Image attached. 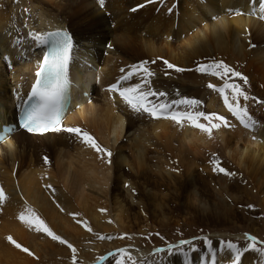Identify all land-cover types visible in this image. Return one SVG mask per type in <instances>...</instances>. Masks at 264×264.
<instances>
[{"label":"bare ground","instance_id":"bare-ground-1","mask_svg":"<svg viewBox=\"0 0 264 264\" xmlns=\"http://www.w3.org/2000/svg\"><path fill=\"white\" fill-rule=\"evenodd\" d=\"M86 1L87 11L75 0H0V128L16 120L17 104L27 95L44 54L43 45L28 41L29 32L23 26L31 25L36 33L68 30L73 42L68 66L72 102L61 129L78 127L102 148L115 152L106 162L108 157L66 131L42 135L16 131L0 144V188L7 197L0 204V264H73L67 244L21 223L18 215L26 208L72 244L76 264H115L118 257L109 254L122 248L137 264H212L207 248L191 250L195 243L183 252L158 254L156 260V252L136 244L123 246L111 234L164 227L180 216L191 224H245L254 233L259 230L242 209L258 203L264 211V107L259 104L258 112L249 110L258 124L246 130L224 107L218 92L211 89L202 96L198 86L181 92L177 86L194 79L179 82L175 70L156 59L186 68L220 60L245 75L255 74L257 78L251 79L260 81L257 91L264 98V19L259 9L264 0H104L103 6L98 0ZM20 38L25 42L15 50ZM20 51L21 64L6 66L4 59L11 64L13 53ZM145 61L151 63L149 69L168 73L167 78L159 74L149 78L145 90L165 93L149 97L151 104L198 100L197 109L222 115L231 126L213 130L209 138L187 122L179 126L136 113L118 92L106 90L113 83L120 87L142 83L133 77L121 82V76ZM88 64L100 67L99 77ZM84 93L90 94L91 102ZM214 158L234 175L213 172ZM43 185L52 188L43 189ZM136 210L142 215L134 214ZM142 224L144 228L139 227ZM8 237L33 255L17 249ZM222 240L227 242L211 240L216 264H229L226 250L220 247ZM251 253L241 257V264H264V258Z\"/></svg>","mask_w":264,"mask_h":264},{"label":"snow or ice","instance_id":"snow-or-ice-1","mask_svg":"<svg viewBox=\"0 0 264 264\" xmlns=\"http://www.w3.org/2000/svg\"><path fill=\"white\" fill-rule=\"evenodd\" d=\"M154 0H149V3ZM98 3L103 6L104 0H98ZM261 19H264V2L259 5ZM136 11V9H132ZM28 36L35 42L37 46L46 45L47 51L43 54L42 61L38 64L37 71L35 72V82L31 85V90L28 93V98L24 102L29 104V107L24 109L23 123L21 127L26 129L30 133L44 134L48 131H66L70 134H75L80 138L81 142L95 150L97 153H102L103 156L110 158L112 153L107 149L102 148L95 139L86 131H82L78 127H68L61 129L59 127V109L64 94L69 86L68 80V66L72 58L73 42L72 37L67 31L57 30L46 33H33L29 32ZM20 43V41H17ZM148 62L145 61L141 64H134L131 66V70L127 75L121 77V82L131 79L134 75L142 73V83L136 84L134 87H120V84H113L109 88V91L118 92L123 102L136 113H147L153 119H165L174 122L179 126H183L185 122L189 126L198 129L199 131L207 134L209 138L212 136L213 130H219L221 127L229 128L231 125L229 121L222 115L215 113L206 115L201 111H193V109L199 106L198 100L193 99H173L171 103H158L151 104L149 97L159 96L164 97V92H154L151 90H145V86L149 84V78L154 74L145 65ZM164 64L168 69H174L176 72H183L185 69L174 66L167 60ZM196 72L207 74L212 77L223 81L222 87H216L209 83L208 88L218 92L223 99L224 107L234 117L239 124L246 130H252L257 127L258 122L249 114L247 107L241 105V99L246 103L249 100L248 94L242 89L240 84L230 83L229 78H239L248 83V78L242 75L240 72L235 71L227 64L223 62H211L207 65H200L195 69ZM230 93V95L228 94ZM32 102V103H29ZM175 106V108H174ZM184 108V111L175 109ZM201 120L207 121L202 123ZM214 121H219L216 123ZM45 158V163H47ZM213 172L222 173L225 176H232L234 173L227 171L220 166L218 159H213ZM48 187H51L50 185ZM7 199L4 190L0 188V204H3ZM103 211V210H102ZM18 219L21 223L26 224L29 229H34L37 233H44L50 237L53 241H57L60 244H67V247L71 249L73 253V264H76V249L72 244L62 239L60 236L54 234L45 222L36 215L30 208H26L18 215ZM91 231V229H88ZM101 240L106 237H99ZM9 243L13 244L17 249L25 252L29 256L33 253L28 249L22 247L19 243L12 239L7 238ZM203 246L207 248L209 254L213 259V264H216L215 254L213 253V242L208 237H201ZM245 239L248 241L244 247H239L237 244L231 241H220V247L222 250H226V256L229 259V264H241V257L248 251L257 253L261 258H264V247H258L262 242L255 236L246 235ZM192 245L191 240H181L179 244H169L167 249L158 248L156 252H165L172 255L173 250L177 249L183 251V246ZM193 252L196 251L195 247H192ZM187 256V253H183ZM109 255L118 257L115 260V264H125L123 257L127 258L131 264H137V261L133 259L132 255L127 249H118L117 253H110Z\"/></svg>","mask_w":264,"mask_h":264},{"label":"rangeland","instance_id":"rangeland-1","mask_svg":"<svg viewBox=\"0 0 264 264\" xmlns=\"http://www.w3.org/2000/svg\"><path fill=\"white\" fill-rule=\"evenodd\" d=\"M75 1L81 3L85 7L86 11L88 10V8L86 7V4H87L86 0H83V1L75 0ZM137 1L143 2L142 0H137ZM15 3L17 4V1H15ZM96 3L99 4L98 1H96ZM134 6H136V5H134ZM48 7H50V6L48 5ZM43 8L45 9L46 7H43ZM100 9H102V7H100ZM27 11H30V9ZM170 11H171V9H169V13H170ZM25 13H27V12H25ZM241 16H242V14H241ZM18 19H20V16H18ZM23 21H24V19L21 20V22H23ZM27 24H32V23H27ZM112 27H113V25H112ZM23 28L25 30H27L28 32L36 33L32 29H30L31 25L23 26ZM111 30L114 31V28ZM17 41H20V43H17ZM23 41H24L23 38L17 39L15 42V46L13 48L15 50L19 49L21 45L23 46V44L25 42V41L24 42ZM28 41H30V38L28 39ZM80 44H81V46H84V47H86V45H87V43H85L86 44L85 45L84 42L83 43L80 42ZM28 46H27V48H28ZM27 48H25V49H27ZM21 53H22V51L13 53L15 55L13 56V61L11 64H10V60L8 61V58L7 59L5 58L4 59L5 65L7 66L9 64L11 67H16L17 65H20L21 62H19L18 59L24 58L21 55ZM23 53H25V51ZM91 57H92V55H91ZM164 60L165 59L162 57L161 58L159 57L156 59V61L159 62V64H162L163 66L166 67V65L164 64ZM213 61L221 62L220 60H217V59L216 60H210V61H207V62L202 63V64L196 63L193 65L192 68H186L185 66L181 67L178 65L179 68L185 69V71H183V72H176L175 71V76L178 78L179 82L185 78H193L194 83H190L189 81L186 80L184 82H181L180 86L179 87L177 86V88L180 89L181 92H182V90L183 91H187V90L193 91L198 86L202 90V96H204V95H207L210 93L211 89L207 87V85L209 83L213 84L214 86L216 85L217 88L222 87L223 82H218V79L216 77H212V76H209L207 74H202V73L195 71V69L197 67H199L200 65H207ZM168 62L170 63L171 61L169 60ZM171 64L178 67L177 64H175L174 62H171ZM150 65H151V63L150 64L147 63L145 66L149 69ZM228 66L231 67L232 69H234L233 66H231V65H228ZM87 67L89 70H91L92 74H95V75H97L96 77H99L98 73L100 71V69H99L100 67H92L93 68L92 69L90 64H88ZM166 69H168V68L166 67ZM149 70L154 75L159 74L162 77L167 78L166 74H168V73H166V72L161 73V72L153 71L152 69H149ZM234 70L238 71L237 69H234ZM10 72L8 73V75L10 74ZM241 74L248 78L247 84H244V82L242 80H240L239 78H231V77L229 78V82L240 84L242 89L248 94L249 100L245 103L241 99V105L247 107L248 110H250L252 112H258V109H260L259 104H261V106L264 107V101H263L264 98L257 91V89H260L262 87V85H261L259 80H257V79L252 80L251 79L254 77L257 78V76L255 74L252 76H248V75H245L243 73H241ZM125 75H127L126 72L122 76H125ZM142 75H143L142 73H138V74L134 75L133 78H137V80H139L138 82H141L142 81V78H141ZM91 79H92V76H91ZM94 82H97V81H94ZM228 94L230 95V93H228ZM197 108H195V110L201 111V109H197ZM212 135H213V132H212ZM112 155H115V152L114 153L112 152ZM110 161H111V159H110ZM44 187H45V189L46 188L47 189L52 188V186L48 187L46 185H43V189H44ZM100 197H102V196L100 195L97 198H100ZM97 200H99V199H97ZM100 203L104 204V201H100ZM242 210H243L242 212L244 213V215H246L247 218H251L252 221H255L258 224L256 229L257 230L259 229V230L257 232L254 233L252 230H249V228L245 224L244 225H238V224L234 225L233 224V225H229V226H227V225H221L220 226V225L191 224V223L185 222V219L180 216V217H176V219L171 220V222L169 224H167V226H164V227H157L156 225H154V227H150L148 230L142 229L140 231L139 228H136L133 230V232L130 229L121 230V231L115 230L116 234H111V235H114L117 238H119L120 243L123 246H126L127 244H136L137 246L142 248V250H149L151 252V254H154L156 252V249H158V248H164L166 250L169 244H179V242L181 240H191L192 243H195V248L203 249L204 246H203L202 239H200L201 237H208L210 240L217 239V238H224V240H226V241H231V242L237 244L239 247H243V245L247 241L245 239V236L250 235V236H255L259 241L262 242L261 244L258 245V247H264V211H263V209L259 206L258 203H253V204L246 205ZM136 213L138 215L139 214L142 215V213L138 212L137 210L134 212V214H136ZM250 213H252V215H250ZM0 214H1V210H0ZM131 218L133 219V213H132V215H130V219ZM130 219H128V220H130ZM142 219H144V217ZM139 223H141V221ZM152 223H156V222H152ZM135 224H138V222H136ZM149 224H150V221H147L146 225H149ZM139 227L144 228L143 224L139 225ZM107 238H108V240L109 239L111 240L112 237L108 236ZM187 246L188 245H185V246H183V248L187 247ZM174 250H177V249H174ZM166 252L167 251L159 252V253L156 252V255H155L156 258L155 259L159 260L160 257H157L158 254L161 255V254H165ZM251 254L254 255L253 251ZM132 257L135 260V257L133 255H132ZM123 260L125 263L131 264L130 261H127L126 257H123ZM212 264H213V262H212Z\"/></svg>","mask_w":264,"mask_h":264}]
</instances>
